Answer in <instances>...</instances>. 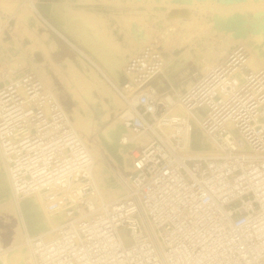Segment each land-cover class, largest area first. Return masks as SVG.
<instances>
[{
  "label": "built area",
  "instance_id": "obj_1",
  "mask_svg": "<svg viewBox=\"0 0 264 264\" xmlns=\"http://www.w3.org/2000/svg\"><path fill=\"white\" fill-rule=\"evenodd\" d=\"M238 42L178 92L170 114L151 79L165 66L158 42L134 51L126 81L110 79L150 141L129 166L113 162L123 195L91 208L95 163L87 141L32 67L0 70V149L17 196L46 194L66 217L30 236L34 264H264V66ZM158 122L167 128L157 125ZM199 123L213 152L183 148Z\"/></svg>",
  "mask_w": 264,
  "mask_h": 264
},
{
  "label": "bare ground",
  "instance_id": "obj_2",
  "mask_svg": "<svg viewBox=\"0 0 264 264\" xmlns=\"http://www.w3.org/2000/svg\"><path fill=\"white\" fill-rule=\"evenodd\" d=\"M175 1H179V0H175ZM194 1L195 0H188L189 4H185L187 2L186 1L183 7L186 8L189 7L192 9ZM66 2H67L66 6L68 8V11H71L68 7V1ZM16 3L15 4L18 6L17 10L22 15L21 18H24L25 21L26 20L29 21V19L33 18V12L28 10L27 6H25L23 2L22 3L20 2L21 5H18V2ZM39 3L43 7L42 10L48 9L47 6L50 7V3L46 0H39ZM157 4L160 5V3H156V5ZM151 5H153V3H151ZM172 6H173L172 8L180 7V5L178 4H176L175 7L174 5ZM77 12L78 13L77 16L75 17V23L70 24V26L72 25V27L79 33V35L83 37L86 46H88L91 52V55L96 56L98 60L101 62V66L100 65L97 66L100 68L102 67L106 73L108 72L110 74L108 75V80L105 79L100 74L97 68L92 66L83 57H78V60L68 57L62 62H57V61L54 62L56 66H58V68L60 69L62 75L66 78L67 85L69 88L68 90L69 92H71L73 101L75 103L71 111V117L73 119L74 125L80 131L84 139L89 144L94 156L95 163L93 165V174L96 180V186L93 194L90 197L89 206L91 208H98L99 205H101L102 203L114 200L123 195V186L120 182H118L115 179L114 171H113L114 167L109 162L110 159H113L114 162H117V160L112 156V154L108 150V147L117 146L119 148L120 154L123 156L122 164L126 165L128 153L131 150H135L138 146L147 144L152 138V134L148 130L136 131L134 128L127 126L125 122L126 118L134 116V112L127 107L125 100L117 93V91L110 82V79L114 80V78H116V82L120 80L122 76L120 70L123 69V65L125 62L123 63V58L119 57L117 53L114 52L112 49H110V47L105 42L99 39V37L92 28V26H94L98 28L105 36H108L109 33L111 32V28L108 21L96 16H92V14L87 15L85 13H81V11L79 12V10ZM162 14L163 15L161 17H159L158 15H152L153 16L152 18H154L158 23L163 22L166 24L165 21L166 17H164L165 13L163 12ZM192 17L195 18L193 14ZM168 18L169 20L171 19L172 22L176 21V23L174 22L175 26L177 22L180 21L179 19H178L179 21L176 19L177 17H168ZM168 18L166 19L168 20ZM139 19L136 18L132 19L130 16H124L122 18L117 19L118 24L122 28H126V30H128L131 33L132 35L131 43L135 49L134 51L141 48V46H143L144 44L148 43V41L152 38L150 32L154 30L153 28H151L152 26L150 27L149 25H147V23ZM56 20H58L59 22L64 21L62 19L60 20L57 18ZM193 21L194 20H191L192 23ZM239 21H241L242 23V20ZM191 22L188 21L184 22V25L190 27L192 24ZM222 24L220 23V25ZM243 24L244 23H242V25ZM202 25L203 24H201V26ZM228 25H230V23ZM223 26L224 24L222 25V27ZM235 26L237 25L235 24L232 27H230L229 30H231L232 33L230 32V37L228 38L230 39L231 43H235L236 41L244 42L250 48L251 55L248 59L247 66H251V64L264 66V41H263L264 37L262 36V33L255 34L256 33L255 32L249 34L248 32L249 30L247 31L248 32L247 33L241 27L238 28ZM258 26L263 27V24ZM170 27H172V29H175L173 25L172 26L170 25ZM208 29L209 28H207L206 30ZM262 31L264 32L263 29ZM218 32L219 31H217V33ZM162 34H164V36L165 35L167 36L166 42L168 44L165 42L167 46L173 45V43L175 44L177 42L175 38L170 36L172 32L164 30V33L162 32ZM7 41L5 40V38H3V32H1L0 33V70H2L4 67L2 66L3 65L2 63L4 62L2 60L3 55L9 60L8 61L9 66L4 68H10V69H17L18 68L17 65L22 63L21 59H23L24 56L19 52L20 50L17 52L13 51L14 49L12 47V43L10 42L11 43L10 44ZM13 42L15 43V41ZM43 46H44L43 53L46 54L50 60L53 61V58L51 56V51L55 47L54 40L51 38H47L46 43ZM126 50L127 48L124 49V51ZM226 50L227 47L224 48L222 46L220 50L211 51L210 55L212 57L209 56L205 57V55H203L204 53L202 54L199 52L198 53L199 57L198 59H196V61L203 68H206L208 64L219 61L220 59L224 58L225 56L222 57V55L224 52H226ZM122 52L123 51H121V53ZM177 54L178 53H171L169 55L165 54V58H166L165 66L151 79L149 83L150 86L154 87L158 91H161L160 88L154 86L155 84L158 87H160L163 84L162 79L160 78L161 75L172 76V73H176L179 71L185 59L192 57V54H190L189 51L186 53L182 52L179 55ZM201 58H203V60H201ZM93 89H96L99 92V95L101 96L103 102L102 108L104 109V111L100 117V122H107L103 126H100L98 124V121L94 116V111L89 105V98L90 99L92 98L91 91ZM164 101L167 102L170 114H179L185 112V109L183 108L182 104L178 101L177 95L175 96L168 95L163 99H161V102ZM113 111H116L117 113V117L115 119H112L111 117ZM157 125L163 128L165 131L168 130L161 124V122H158ZM94 133L96 134V136L93 137L92 141H89L88 137ZM101 146L104 147V152L101 151ZM183 148L187 151H196V153L198 154L204 152L206 153L213 152L212 142L207 138L204 130L201 128L198 122L195 123L193 129L188 132L186 144L183 145ZM0 213L2 214V217L0 218H2L4 224L7 226L6 229H8V233L9 234L13 233L14 235L13 236L14 238L9 245L4 244L0 241V264H34L31 254V248L30 245L27 243V238L30 236H37V235L50 237L51 235H53L57 225H59L66 217V215L62 211L51 207V205L47 200L46 194L43 192H36L30 195L20 196V197L16 195L13 188V182L11 176L3 161L1 149H0Z\"/></svg>",
  "mask_w": 264,
  "mask_h": 264
},
{
  "label": "rangeland",
  "instance_id": "obj_3",
  "mask_svg": "<svg viewBox=\"0 0 264 264\" xmlns=\"http://www.w3.org/2000/svg\"><path fill=\"white\" fill-rule=\"evenodd\" d=\"M46 1L50 3V7L47 6L48 9H43L44 10L43 11L42 10L43 7L39 3V0H0V33L3 32V38H5L6 41L8 40L7 41L8 43L10 42L12 43V47L14 49L13 51L17 52L20 50L19 52L22 55H24L23 59H21L22 63L17 65V67L23 68L25 66H29L37 70L40 74H42L45 78V81H47V83L52 87V89L55 91L58 98L61 100V102L63 103V105L69 111L70 114L72 111V107L74 106L75 103L73 101L71 92H69L68 90L69 88L67 85L66 78L62 75L58 66H56L55 63L49 61L48 56L43 53V47H44L43 45L46 43L48 34L43 32L44 31L43 28L45 27V24L44 22H42V20H40L39 18L40 16L45 20H47V22L51 25V27L61 32V34H63V36L68 40V42L72 47L71 50L73 51L71 58L78 60V57H83L92 66L97 68L100 74L107 80H108V75L110 74L108 72L106 73L102 67L101 68L98 67L99 65L101 66V62L98 60L96 56L91 55V52L88 46H86L83 37L79 35V33L72 27V25L70 26V24L75 23V17L77 16L78 10L79 12L81 11V13H85L87 15L92 14V16H96L108 21L111 28V32L109 33L108 36H105L98 28L94 26H92V28L99 37V39L105 42L110 47V49H112L114 52L117 53L119 57L123 58V63L125 62L127 57L130 54H132V52H134L135 50L131 43V38H132L131 33L128 30H126V28H122L117 21V19L122 18L124 16H130L132 19L140 18L139 20H142L143 22L147 23V25H149L150 27L152 26L151 28H153L155 31L153 30L152 32H150L152 38L148 42H152V41L158 42L161 48L164 50V52L168 51L167 53L165 52L166 55H169L171 53H178L177 55H179L182 52L186 53L189 51L190 54H192V57L185 59L183 65L181 66L178 72L172 73V76L161 75L160 78L162 79L163 84L160 87L154 84L155 87L161 89V91H158L159 99H163L168 95L178 96V92L180 91V89L187 88L192 84L193 81H195L197 76L201 75L202 70H205V68H203L196 61V59H198L199 57L198 55L199 52L202 54L204 53L203 55H205V57L206 56L212 57L210 55L211 54L210 52L220 50L223 46L224 48L227 47V50L226 52L223 53L222 57L226 56L228 52L234 47V45L238 43V41H236L235 43H231L230 39L228 38L230 37V32H231V30L229 29L233 25L236 24L237 26L235 27L238 28L241 27L246 32L249 30L248 31L249 34L255 32H256L255 34L262 33V36L264 37L263 35L264 32L262 31V29L264 30V21H263L264 0H227V1L226 0H209V1L195 0L192 9L189 7L187 8L183 7L185 4H189L188 0L185 1L159 0V2L158 0H46ZM66 1H68V7L71 11H68V8L66 6L67 3ZM16 2H18V5H21V3L23 2L24 5L27 6V9L33 12V18L29 19V21L27 20L25 21L24 18H21L22 15L17 10L18 6L16 5L17 4ZM151 3H153V5H151ZM156 3H160V5L159 4L156 5ZM146 4H149L150 6ZM176 4L180 5V7L172 8L173 7L172 5H174L175 7ZM163 12L165 13L164 17L166 18L177 17L176 19L177 20L179 19L180 21L178 20L179 22H177L175 26L176 21H174L175 22L174 23L171 21V19L169 20V18L168 20L165 18L166 24L163 22L158 23L154 18H152L153 17L152 15H158L159 17H161L163 15L162 14ZM192 14L194 15L195 18L192 17ZM56 18L60 20L62 19L64 21L59 22L58 20H56ZM191 20H194L193 23L191 22ZM226 20L228 23L226 22ZM239 20H242V23L244 24L242 25L241 21ZM187 21L192 23L190 27L184 25V22ZM34 22L35 23L38 22V23L35 24ZM64 22L65 25L67 24L66 27L64 25ZM57 23L58 24L63 23L62 24L63 26L61 24L58 25ZM220 23L221 24L223 23L224 26L222 27L223 24L220 25ZM229 23L230 25H228ZM201 24L203 25L201 26ZM262 24L263 27L258 26ZM170 25L171 26L173 25L175 29H172ZM216 25L219 27H217ZM207 28L209 29L206 30ZM164 30L172 32L170 36L176 39L177 42L175 44L173 43V45H168V46L166 45L167 36L166 35L164 36V34H162V32L164 33ZM217 31L219 32L217 33ZM12 40L15 41V43ZM82 43H84L85 45ZM125 48H127L126 51H124ZM121 51L123 52L121 53ZM2 57H3L2 60L4 61V62L2 61L3 62L2 66L8 67L9 60L4 55ZM203 58H201V60H203ZM40 62H42L49 68L48 71L49 77L46 76L44 73H42L41 70L36 66V64H39ZM4 63H7L8 65ZM251 66L255 68L260 65L251 64ZM120 71L122 75L123 69ZM114 80L116 81V78H114ZM102 104L103 102L101 97H99V99L94 100L95 107H102ZM93 111H94V116L96 117V112L95 110ZM111 117L112 119H115L117 117L116 111L112 112ZM96 119L100 126H103L104 124L107 123V122H100V119L97 117ZM95 136H96L95 133L89 136L88 137L89 141H92L93 137ZM138 147L135 150H137ZM135 150H131L128 153L127 166H129ZM101 151L104 152V147L102 146H101ZM109 162L111 163L112 166H114L113 159H110ZM0 217H2L1 213H0ZM0 220H1L0 241L4 244L9 245L12 242L14 235L13 233L11 234L8 233V229H6L7 226L4 224L2 218H0Z\"/></svg>",
  "mask_w": 264,
  "mask_h": 264
},
{
  "label": "crops",
  "instance_id": "obj_4",
  "mask_svg": "<svg viewBox=\"0 0 264 264\" xmlns=\"http://www.w3.org/2000/svg\"><path fill=\"white\" fill-rule=\"evenodd\" d=\"M39 18L45 24V27L43 28L44 29L43 32L47 33L48 34V38L53 39L54 42H55V47L51 51V56L53 58V61L50 60V59H49V61H51L52 63H55L54 61L62 62L65 58L71 57L73 51L71 50L72 47H71L70 43L68 42V40L63 36V34H61V32H59L58 30H56L53 27H51V25L47 22V20H45L41 16ZM126 60H125V62H126ZM36 66L41 70L42 73H44L46 76L49 77V72H48L49 68L45 64L40 62L39 64H36ZM91 96H92V98L91 99L89 98V105L90 106H91V104L94 105V100H96L99 97H101L99 95V92L96 89H93L91 91ZM91 108L92 109L94 108L93 110H95V108H97V107L91 106ZM101 115L102 114H100V117H101Z\"/></svg>",
  "mask_w": 264,
  "mask_h": 264
},
{
  "label": "water",
  "instance_id": "obj_5",
  "mask_svg": "<svg viewBox=\"0 0 264 264\" xmlns=\"http://www.w3.org/2000/svg\"><path fill=\"white\" fill-rule=\"evenodd\" d=\"M120 81L122 83H124L126 81V77L122 74ZM91 106H94L93 104H91ZM103 108L102 107H97L95 108V112H96V117L100 119V114L103 113ZM126 128V127H125ZM108 150L110 151V153L112 154V156L117 160V163L120 165H123V156L120 154L119 152V148L117 146H109Z\"/></svg>",
  "mask_w": 264,
  "mask_h": 264
}]
</instances>
